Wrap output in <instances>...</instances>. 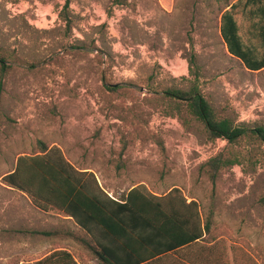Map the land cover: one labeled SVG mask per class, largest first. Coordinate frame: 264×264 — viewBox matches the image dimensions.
Returning <instances> with one entry per match:
<instances>
[{
	"label": "rangeland",
	"instance_id": "obj_1",
	"mask_svg": "<svg viewBox=\"0 0 264 264\" xmlns=\"http://www.w3.org/2000/svg\"><path fill=\"white\" fill-rule=\"evenodd\" d=\"M223 8L217 0H0V264L67 245L38 233L60 231L57 211L2 181L20 154L43 144L93 171L112 197L138 184L159 195L180 188L210 219L204 246L220 264H264V144L210 139L186 103L166 94L196 84L218 116L264 125V70L229 54ZM218 156L236 163L213 181L207 163Z\"/></svg>",
	"mask_w": 264,
	"mask_h": 264
},
{
	"label": "trees",
	"instance_id": "obj_2",
	"mask_svg": "<svg viewBox=\"0 0 264 264\" xmlns=\"http://www.w3.org/2000/svg\"><path fill=\"white\" fill-rule=\"evenodd\" d=\"M218 1L226 3L219 23L229 54L250 72L263 71L264 0ZM166 94L186 103L187 112L205 125L210 139L236 144L250 138L264 144V125L250 128L218 116L198 85ZM235 163L221 156L211 159L207 166L213 181L222 167ZM2 181L28 195L41 210L68 216L89 236L88 246L106 264H143L171 251L204 246L212 239H208L212 223L204 218L200 203L189 200L180 188L159 195L138 184L120 198L112 197L93 171L76 167L57 145L43 144L38 152L20 154ZM24 264L79 263L68 250L59 249Z\"/></svg>",
	"mask_w": 264,
	"mask_h": 264
},
{
	"label": "crops",
	"instance_id": "obj_3",
	"mask_svg": "<svg viewBox=\"0 0 264 264\" xmlns=\"http://www.w3.org/2000/svg\"><path fill=\"white\" fill-rule=\"evenodd\" d=\"M234 1L236 0H231L230 3L232 4ZM219 2L223 3V5L226 4L224 1ZM153 192L155 194H159L156 191ZM50 214L53 215L51 217L59 218H53V222L58 221L62 225V228L59 229V232H55L52 230H43L39 231L38 233L44 234L56 240H51V243L56 242L61 244L66 242L67 245H61L62 247L60 248L67 249L79 264H106L93 251V249L88 246L89 244H91L89 236L84 231H82L75 223H73L68 216H64L61 213L54 212ZM87 247L92 252V254H89ZM55 250L56 249H51L43 256H40L35 260L29 262L42 260ZM143 264H220V257H218V255L214 253L212 249L210 250L206 246L193 245L191 247H186L178 251H171L167 254L155 257L154 259L146 261Z\"/></svg>",
	"mask_w": 264,
	"mask_h": 264
}]
</instances>
